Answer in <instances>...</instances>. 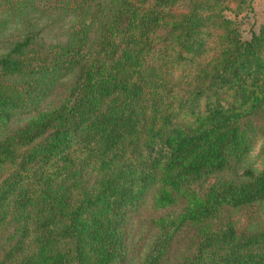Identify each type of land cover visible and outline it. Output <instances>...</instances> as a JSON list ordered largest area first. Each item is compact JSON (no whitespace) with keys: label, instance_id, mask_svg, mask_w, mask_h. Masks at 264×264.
Listing matches in <instances>:
<instances>
[{"label":"trees","instance_id":"16d2710c","mask_svg":"<svg viewBox=\"0 0 264 264\" xmlns=\"http://www.w3.org/2000/svg\"><path fill=\"white\" fill-rule=\"evenodd\" d=\"M72 2L64 45L0 56V264H127L133 224L141 264H264L230 215L264 201V27L227 18L253 0Z\"/></svg>","mask_w":264,"mask_h":264},{"label":"rangeland","instance_id":"374dc122","mask_svg":"<svg viewBox=\"0 0 264 264\" xmlns=\"http://www.w3.org/2000/svg\"><path fill=\"white\" fill-rule=\"evenodd\" d=\"M73 9L72 0H0V56L26 39H31L43 51L50 46L64 45L77 20ZM227 18L236 24L241 39L248 41L264 27V0H253L249 10L238 17L227 14ZM241 169L254 174L264 171L263 129L253 140ZM250 213L247 209L231 211L235 229L247 233L264 231V201L253 215ZM151 241V235L144 228L133 224L128 236L127 264H141ZM182 255L183 250L175 247L167 264H177Z\"/></svg>","mask_w":264,"mask_h":264}]
</instances>
